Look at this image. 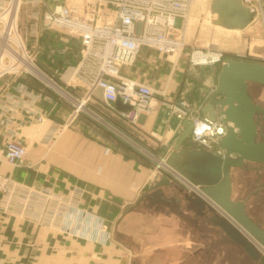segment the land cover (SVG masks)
<instances>
[{
	"label": "crops",
	"instance_id": "0c3cea01",
	"mask_svg": "<svg viewBox=\"0 0 264 264\" xmlns=\"http://www.w3.org/2000/svg\"><path fill=\"white\" fill-rule=\"evenodd\" d=\"M29 45L36 46L43 71L75 100L32 78L1 79L0 147L16 140L27 147L28 155L20 167L0 163V174L11 177L20 192L47 188L61 196L66 218L36 221L32 212L16 202L19 195L11 206H5L0 195V264H256L213 223L207 208L188 201L183 193L164 187L165 201L150 199V188L159 178L156 160L166 158L212 204L202 187L208 184L210 162L219 155V147L200 146L190 134L176 151L187 120L169 117L160 96L151 114H138L132 121L120 116L123 110L117 103L107 108L100 91L88 97L84 87L67 85L61 78L78 63L81 42L64 29H45L37 43L29 40ZM155 52L156 58L141 52L136 64L121 74L165 90L171 102L187 100L204 108L219 72L206 67L204 74L201 67L183 63L175 69L177 78L163 76L162 85L156 86L142 74L143 69L158 68L163 56ZM21 83L33 99L22 94L24 107L7 110V96L17 95L16 86ZM256 85L250 83V95L264 105ZM83 100L86 108L77 112ZM34 112L44 115V123L34 121ZM230 174L232 200L243 201L248 217L264 230V167L250 163L231 168ZM56 206L51 203L50 209ZM41 208L36 204L34 212ZM73 216L84 217L82 234L75 231V222L71 230H65ZM91 218L113 228L112 242L96 240Z\"/></svg>",
	"mask_w": 264,
	"mask_h": 264
},
{
	"label": "built area",
	"instance_id": "2783aa9c",
	"mask_svg": "<svg viewBox=\"0 0 264 264\" xmlns=\"http://www.w3.org/2000/svg\"><path fill=\"white\" fill-rule=\"evenodd\" d=\"M201 1L86 0L85 3H68L61 0H0V80L11 77V82H18L21 78H32L50 87L60 96L75 100L38 66L36 46L29 45V40L37 43L43 30L60 28L81 42L78 63L69 67L61 78L67 85L84 87L88 97L100 91L102 102L107 108H113L117 102L130 106L131 110L120 111V116L132 121L138 114H151L156 98L160 95L169 117L189 120L194 126L196 122L209 117L202 112L203 107L187 100L171 102L166 98V91L159 93L150 84L124 77L121 72L122 69L136 64L144 48L155 49L161 56L176 53L182 46L181 39H176L172 31ZM241 2L255 14L254 22L259 17L264 21V0ZM24 3L37 9L29 15L32 22L26 27V31L20 23V9ZM222 58L223 55L220 54L217 62ZM191 65L208 67L211 64L200 65L194 60ZM16 93L17 95L7 96V110L11 107L15 112L24 107L19 97L22 94L33 99L31 91L23 83L17 84ZM85 108L83 100L78 103L76 111L80 112ZM33 116L35 122L44 123L43 114L34 112ZM212 121L224 129L223 134L219 131L213 132L210 127L202 140L195 139L193 129L191 137L198 145L213 149L215 146L219 147V142L225 135V126L220 117ZM218 154H224L220 147ZM27 155V147L16 140L9 141L4 148L0 147V163L13 167L23 166ZM154 170L159 177L157 180L165 177L186 190L200 192L199 188L177 173L166 158L156 160ZM20 189L11 177L0 174V195L5 206H11L13 197L19 195L16 202L32 212L36 221L42 222L47 218L55 222L58 218H66L65 211L60 207L63 203L61 196L54 195L47 188L39 192H20ZM51 203H56V208L51 210ZM36 204L42 207L41 212H34ZM83 218L71 217L65 230H71L75 222V231L82 234L80 226ZM90 220L95 222L94 230L97 231L98 242L105 244L114 240L113 228H107L105 222L99 218ZM87 235L88 232H85L83 236Z\"/></svg>",
	"mask_w": 264,
	"mask_h": 264
},
{
	"label": "water",
	"instance_id": "95a60500",
	"mask_svg": "<svg viewBox=\"0 0 264 264\" xmlns=\"http://www.w3.org/2000/svg\"><path fill=\"white\" fill-rule=\"evenodd\" d=\"M213 23L230 30H244L255 20V14L241 0H212ZM205 74V66L201 67ZM249 83L264 85V64L245 60L225 59L217 76V84L210 101L202 109L211 120L220 117L225 124V135L219 142L223 155H214L208 184L202 187L212 204L168 178L159 179L151 186L150 199L165 201L164 187H173L185 198L213 215V223L230 240L241 246L256 264H264V230L251 220L243 201L232 200L231 168L248 164L264 167V107L255 104L249 94ZM121 110L130 106L117 102ZM176 151L190 136L193 125L187 120ZM261 138V140H259ZM134 207L127 209L133 210Z\"/></svg>",
	"mask_w": 264,
	"mask_h": 264
},
{
	"label": "rangeland",
	"instance_id": "374dc122",
	"mask_svg": "<svg viewBox=\"0 0 264 264\" xmlns=\"http://www.w3.org/2000/svg\"><path fill=\"white\" fill-rule=\"evenodd\" d=\"M62 2H79L85 3L86 0H61ZM211 1L202 0L196 5L190 15L181 21L173 32L176 39H181V48L176 52L163 55L158 68H146L142 70V74L148 78L156 86L162 85V77L169 79L177 78L179 74L175 71L176 67L183 63L191 64L193 55L196 52L205 54L220 53L223 58L220 62L213 63L208 67H214L217 72L220 71L222 62L225 59L245 60L248 62H264V21L258 18L250 27L240 31H229L219 27L213 23L216 18L211 14ZM51 4V3H50ZM37 11L32 5L24 3L20 9V23L26 31V27L30 25L29 15ZM183 31V32H182ZM182 32V33H181ZM183 35V37H182ZM148 49V48H147ZM150 49V48H149ZM142 50L145 57L156 58V50ZM158 52V51H157ZM40 54L36 53L37 64L41 67L39 61ZM159 55V52H158ZM256 93L260 94L258 99L264 97V86H255ZM159 93L165 90L155 89ZM160 96V95H158ZM172 167L173 163L168 161ZM190 191V190H188ZM197 193V192H196ZM198 194V193H197ZM199 195V194H198Z\"/></svg>",
	"mask_w": 264,
	"mask_h": 264
},
{
	"label": "clouds",
	"instance_id": "9594fccd",
	"mask_svg": "<svg viewBox=\"0 0 264 264\" xmlns=\"http://www.w3.org/2000/svg\"><path fill=\"white\" fill-rule=\"evenodd\" d=\"M212 129L213 132L219 131L224 133V129L221 126L215 125V122L211 120L210 117H206L204 120L196 122L193 126V135L197 141L202 140L205 134Z\"/></svg>",
	"mask_w": 264,
	"mask_h": 264
},
{
	"label": "bare ground",
	"instance_id": "6f19581e",
	"mask_svg": "<svg viewBox=\"0 0 264 264\" xmlns=\"http://www.w3.org/2000/svg\"><path fill=\"white\" fill-rule=\"evenodd\" d=\"M219 27H221V26H219ZM227 30H229V31H240V30H230V29H227ZM182 37H183V35H182ZM219 57H220V54L219 53L205 54L203 52H196L193 55L194 60L197 63H199L200 65H210V64H213V63H215V62H217L219 60Z\"/></svg>",
	"mask_w": 264,
	"mask_h": 264
},
{
	"label": "flooded vegetation",
	"instance_id": "af4514ba",
	"mask_svg": "<svg viewBox=\"0 0 264 264\" xmlns=\"http://www.w3.org/2000/svg\"><path fill=\"white\" fill-rule=\"evenodd\" d=\"M249 85H250V83H249ZM248 91H249V89H248ZM249 94H250V92H249ZM251 96V95H250ZM253 99V98H252ZM253 101H254V103L255 104H258V105H260V106H262V107H264V105H261V104H259L258 102H256L254 99H253ZM224 124V123H223ZM224 126H225V124H224Z\"/></svg>",
	"mask_w": 264,
	"mask_h": 264
}]
</instances>
